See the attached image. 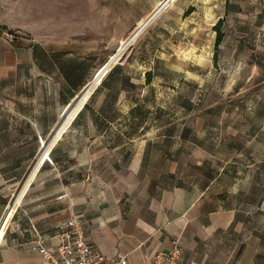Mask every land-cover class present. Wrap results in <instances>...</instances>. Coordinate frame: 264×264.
<instances>
[{"label":"crops","instance_id":"1","mask_svg":"<svg viewBox=\"0 0 264 264\" xmlns=\"http://www.w3.org/2000/svg\"><path fill=\"white\" fill-rule=\"evenodd\" d=\"M137 27L110 41L0 35V264H46L34 233L54 247L72 217L107 260L150 264L177 243L182 264H264V166L218 174L186 160L179 135L154 155L150 82L138 88L124 59L135 41L98 77Z\"/></svg>","mask_w":264,"mask_h":264},{"label":"rangeland","instance_id":"2","mask_svg":"<svg viewBox=\"0 0 264 264\" xmlns=\"http://www.w3.org/2000/svg\"><path fill=\"white\" fill-rule=\"evenodd\" d=\"M160 1L0 0V35L110 41L138 23L124 59L138 88L150 74L142 97L153 101V154L175 148L179 135L186 160L215 164L218 174L264 166V0H174L144 25Z\"/></svg>","mask_w":264,"mask_h":264},{"label":"built area","instance_id":"3","mask_svg":"<svg viewBox=\"0 0 264 264\" xmlns=\"http://www.w3.org/2000/svg\"><path fill=\"white\" fill-rule=\"evenodd\" d=\"M55 238L56 245L46 248L37 233H34L31 249L38 253L46 264H127L124 258L107 260L96 251L76 217L59 225ZM150 264H182L180 246L175 243L168 251H157Z\"/></svg>","mask_w":264,"mask_h":264},{"label":"bare ground","instance_id":"4","mask_svg":"<svg viewBox=\"0 0 264 264\" xmlns=\"http://www.w3.org/2000/svg\"><path fill=\"white\" fill-rule=\"evenodd\" d=\"M174 0H162L158 3V5L156 6V8H154V10L150 13V15L145 19L144 21V25H147L149 22H151L156 16H158L160 13H162L165 9H167L170 4L173 2ZM141 33V27H138L133 33L132 35H130V37L124 41L122 44H121V47L118 51V53H116L110 60V62L104 67L103 70H101L99 73H98V77H100L101 74H103V72L107 69V67L110 65V63L112 61H115L120 53H122L124 51V49H126V47H128L132 42L135 41V39L137 38V36ZM103 68V67H102ZM97 80V79H96ZM86 88V87H85ZM78 101V100H77ZM83 101V100H82ZM76 103V102H75ZM76 107V106H75ZM73 108V107H71ZM67 115V114H66ZM66 117V116H65ZM64 117V118H65ZM73 117V116H72ZM66 120V119H65ZM61 122V121H60ZM65 123V122H64ZM62 125V124H61ZM66 127V126H65ZM56 137V136H55ZM43 147V146H42ZM43 153L41 155H43L42 157H44L46 155V151H47V146H45L44 150H42ZM40 157V158H42ZM37 159V158H36ZM35 159V160H36ZM42 165V164H41ZM34 174V171H31L28 173V175L26 176V179L24 180V182L21 184V186L18 188V190L16 191L13 199L11 200L10 202V205L8 207V211L15 207L24 191V189L26 188V186L28 185L29 183V180L32 178ZM33 179V178H32ZM31 182V181H30ZM8 221H9V218L6 217L4 218L1 222H0V240H1V237L5 231V228L8 224Z\"/></svg>","mask_w":264,"mask_h":264},{"label":"trees","instance_id":"5","mask_svg":"<svg viewBox=\"0 0 264 264\" xmlns=\"http://www.w3.org/2000/svg\"><path fill=\"white\" fill-rule=\"evenodd\" d=\"M220 24H221V21L218 22V25H219V26H220ZM222 38H223V35H222V33L218 30V35H217V38H216V41H215V53L217 52V50H218V48H219V46H220V43H221V41H222ZM145 77H146L145 82H146V83H149V82H150V74H149V73L145 74Z\"/></svg>","mask_w":264,"mask_h":264}]
</instances>
